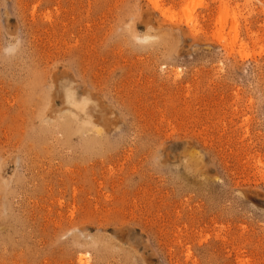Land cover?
<instances>
[{
  "label": "rangeland",
  "instance_id": "374dc122",
  "mask_svg": "<svg viewBox=\"0 0 264 264\" xmlns=\"http://www.w3.org/2000/svg\"><path fill=\"white\" fill-rule=\"evenodd\" d=\"M0 264H264V0H0Z\"/></svg>",
  "mask_w": 264,
  "mask_h": 264
},
{
  "label": "bare ground",
  "instance_id": "6f19581e",
  "mask_svg": "<svg viewBox=\"0 0 264 264\" xmlns=\"http://www.w3.org/2000/svg\"><path fill=\"white\" fill-rule=\"evenodd\" d=\"M155 8H156V9H160V6H158V5L156 4V5H155Z\"/></svg>",
  "mask_w": 264,
  "mask_h": 264
}]
</instances>
